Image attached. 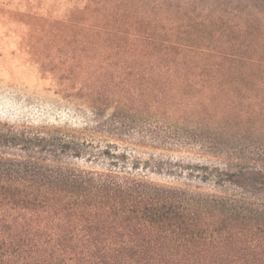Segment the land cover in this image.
I'll use <instances>...</instances> for the list:
<instances>
[{"label": "rangeland", "instance_id": "obj_1", "mask_svg": "<svg viewBox=\"0 0 264 264\" xmlns=\"http://www.w3.org/2000/svg\"><path fill=\"white\" fill-rule=\"evenodd\" d=\"M191 3L0 0V128L59 129L81 145V157H64L73 166L238 193L202 181L204 166L226 160L205 153L197 139H264V46L258 50L254 43L264 37V26L257 22L243 33L251 43L243 52L221 46L218 36L180 40L170 31L194 17ZM240 5L236 18L260 17ZM147 35L168 40V48ZM99 83L113 94L103 116L93 113L80 90ZM117 111L127 120L123 133L96 130ZM107 146L126 157L104 155Z\"/></svg>", "mask_w": 264, "mask_h": 264}, {"label": "trees", "instance_id": "obj_2", "mask_svg": "<svg viewBox=\"0 0 264 264\" xmlns=\"http://www.w3.org/2000/svg\"><path fill=\"white\" fill-rule=\"evenodd\" d=\"M191 2L194 17L170 31L179 39L218 36L221 46L243 52L251 45L243 33L257 22L264 26V0ZM240 4L261 18H236ZM149 38L169 46L158 35ZM254 43L263 49L264 37ZM102 87L80 89L97 116L113 99ZM126 122L117 111L96 130L119 135ZM233 137L232 144L216 134L197 143L226 160L204 166L202 181L238 193L73 166L64 157H81V145L59 129L0 128V264H264V139ZM103 154L126 157L109 146Z\"/></svg>", "mask_w": 264, "mask_h": 264}]
</instances>
